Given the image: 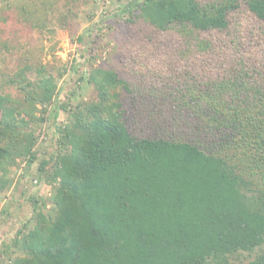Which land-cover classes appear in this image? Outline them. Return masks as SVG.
<instances>
[{
	"label": "trees",
	"instance_id": "trees-1",
	"mask_svg": "<svg viewBox=\"0 0 264 264\" xmlns=\"http://www.w3.org/2000/svg\"><path fill=\"white\" fill-rule=\"evenodd\" d=\"M25 2L36 6L0 0V35L5 8L32 14ZM125 10L173 37L128 54L134 84L85 54L83 66L3 77L0 198L19 159L26 172L38 162L29 183L45 180L49 198L22 193L32 216L1 243V264H264V0H136ZM69 74L84 85L59 101ZM88 86L96 98L81 97ZM61 111L67 122L40 152L32 125Z\"/></svg>",
	"mask_w": 264,
	"mask_h": 264
},
{
	"label": "rangeland",
	"instance_id": "rangeland-1",
	"mask_svg": "<svg viewBox=\"0 0 264 264\" xmlns=\"http://www.w3.org/2000/svg\"><path fill=\"white\" fill-rule=\"evenodd\" d=\"M45 1L36 0V6L25 2L28 6L24 7L33 11L31 15L23 14L17 8L7 7L3 11V16L8 21L6 33L0 35V89L1 84L4 86V76L13 75L27 65L69 67L77 58L81 62L80 66H83L81 54L88 58L94 55L96 60L91 61L93 65L105 64L107 66L104 67L116 70L121 77L131 78L128 80L134 84L132 78L135 76V67L123 66L124 62L127 63L128 54L133 55L139 48L154 51L173 41L170 35H154L148 24L136 20L137 12L132 13V16L131 12L125 10L128 3L136 0H52L54 6L48 9L43 6ZM19 13L21 17L17 19ZM29 76L32 77V74L29 73ZM79 85L84 83H79L77 76L73 77L71 74L60 81L59 101H67L68 95ZM5 91L14 97L20 95L17 87L6 88ZM80 94L83 99L88 100L97 95L92 86L85 87ZM122 98L128 101V94L122 92ZM41 110L40 107L36 113L38 116H41ZM67 119L68 115L61 111L56 121L50 117L43 123L32 125L40 152L45 153L46 148L54 147L55 143L51 138L54 126L56 122L66 123ZM26 161L19 159L18 164L10 168L9 179L12 182L6 196L0 198V245L3 241L11 242L21 224L28 222L32 216L33 204L23 197L24 191L26 196L49 198L45 180L40 181L44 184L39 186H31L29 183L32 170L36 172L38 162L32 165L30 172H26ZM21 175L24 176L23 180L17 182L16 178ZM4 209L7 212L4 213ZM18 254H14L13 259ZM241 259L248 262L244 256ZM0 260L1 264L4 257Z\"/></svg>",
	"mask_w": 264,
	"mask_h": 264
}]
</instances>
